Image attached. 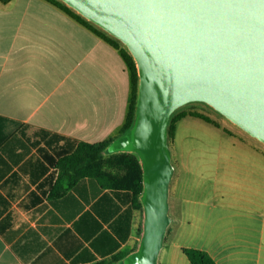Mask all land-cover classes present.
<instances>
[{"label":"crops","instance_id":"obj_1","mask_svg":"<svg viewBox=\"0 0 264 264\" xmlns=\"http://www.w3.org/2000/svg\"><path fill=\"white\" fill-rule=\"evenodd\" d=\"M130 89L120 51L89 28L44 0L0 1V264H124L138 249L144 209L130 192L68 186L60 168L79 141L119 134ZM261 156L229 165L209 200L170 189L168 264H191L183 248L264 264Z\"/></svg>","mask_w":264,"mask_h":264},{"label":"water","instance_id":"obj_2","mask_svg":"<svg viewBox=\"0 0 264 264\" xmlns=\"http://www.w3.org/2000/svg\"><path fill=\"white\" fill-rule=\"evenodd\" d=\"M59 1L119 40L136 63L134 122L108 151L134 152L143 168V235L124 264H159L172 223L173 114L200 103L264 144V0Z\"/></svg>","mask_w":264,"mask_h":264},{"label":"rangeland","instance_id":"obj_3","mask_svg":"<svg viewBox=\"0 0 264 264\" xmlns=\"http://www.w3.org/2000/svg\"><path fill=\"white\" fill-rule=\"evenodd\" d=\"M180 111L198 112L220 127L192 116H186L177 122L176 131L168 140L172 164L176 169L171 185L173 197L209 200L214 196L215 189L224 186L223 175L231 169L229 165H241L245 162L250 164L252 161L247 157H262L261 154H264V144L229 123L206 105L192 103L176 112ZM259 160L262 161L261 158ZM229 186L231 185H227V190L231 192ZM173 197L172 204L175 201ZM171 227L173 229L174 224ZM172 237L168 235L167 244ZM170 254L169 246H164L159 264H168Z\"/></svg>","mask_w":264,"mask_h":264},{"label":"trees","instance_id":"obj_4","mask_svg":"<svg viewBox=\"0 0 264 264\" xmlns=\"http://www.w3.org/2000/svg\"><path fill=\"white\" fill-rule=\"evenodd\" d=\"M7 3L11 0H0ZM55 6L81 25L89 28L93 33L117 48L127 66L130 75L129 106L120 132L115 137H110L98 143L90 144L79 141L75 150L61 160L62 174L68 179V186L74 185L79 179L89 177L97 180L101 185L130 192L133 204L143 209L141 195L143 192V168L139 156L134 152H109L108 147L119 136L125 134L133 125L135 109L138 98V72L136 63L127 48L117 39L98 28L93 23L76 13L59 0H44ZM186 116L203 120L208 124L220 127L207 116L198 112L186 113L185 111L173 114L168 127V140L176 131V124ZM132 251L121 255L129 256ZM191 264H216L213 258L205 251L195 248H183Z\"/></svg>","mask_w":264,"mask_h":264}]
</instances>
